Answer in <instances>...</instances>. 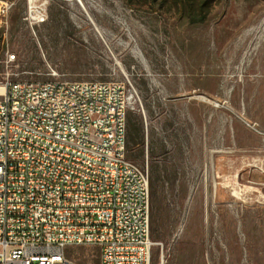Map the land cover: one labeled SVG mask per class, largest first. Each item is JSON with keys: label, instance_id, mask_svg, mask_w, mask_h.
<instances>
[{"label": "rangeland", "instance_id": "rangeland-1", "mask_svg": "<svg viewBox=\"0 0 264 264\" xmlns=\"http://www.w3.org/2000/svg\"><path fill=\"white\" fill-rule=\"evenodd\" d=\"M79 1L0 0V86L126 81L145 143L128 158L165 186L151 264H264V0ZM65 255L100 264L95 246Z\"/></svg>", "mask_w": 264, "mask_h": 264}, {"label": "built area", "instance_id": "built-area-1", "mask_svg": "<svg viewBox=\"0 0 264 264\" xmlns=\"http://www.w3.org/2000/svg\"><path fill=\"white\" fill-rule=\"evenodd\" d=\"M30 6L42 23L45 7ZM131 100L124 80L6 83L0 264H78L65 255L75 246L97 247L100 264H151L150 180L128 158Z\"/></svg>", "mask_w": 264, "mask_h": 264}, {"label": "trees", "instance_id": "trees-1", "mask_svg": "<svg viewBox=\"0 0 264 264\" xmlns=\"http://www.w3.org/2000/svg\"><path fill=\"white\" fill-rule=\"evenodd\" d=\"M179 1L181 4H183V2H185L186 0H179ZM188 1L190 2L191 0ZM209 1L210 0H204L203 5L207 4ZM129 143L138 146L141 154H143V152L145 151L143 129L141 126H137L136 124L131 123V121L130 123L128 122V126H127V146L129 145ZM163 188L165 190V186L162 184L160 174L154 169V171H152V176L150 178V194L154 199H156L159 190ZM163 196L166 197L164 191H163Z\"/></svg>", "mask_w": 264, "mask_h": 264}, {"label": "bare ground", "instance_id": "bare-ground-1", "mask_svg": "<svg viewBox=\"0 0 264 264\" xmlns=\"http://www.w3.org/2000/svg\"><path fill=\"white\" fill-rule=\"evenodd\" d=\"M78 2L80 4L81 8H83V10L85 11L86 10L85 6L82 5V3L79 0H78ZM7 10H8V7H7ZM26 85H36V82H26ZM4 91H5V87L4 86H2V87L0 86V95H2L4 93Z\"/></svg>", "mask_w": 264, "mask_h": 264}]
</instances>
